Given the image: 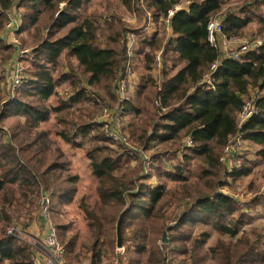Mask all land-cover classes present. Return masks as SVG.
Masks as SVG:
<instances>
[{
    "label": "trees",
    "instance_id": "trees-1",
    "mask_svg": "<svg viewBox=\"0 0 264 264\" xmlns=\"http://www.w3.org/2000/svg\"><path fill=\"white\" fill-rule=\"evenodd\" d=\"M186 1L187 11L178 10L171 17L170 26L175 38L169 42L163 57L167 52L173 53L171 69L176 65L181 67L172 76L163 72L162 67L161 92L155 90L154 82L148 78L149 85L143 83L136 88L137 105L129 101L122 104V108L131 117L128 123L130 140L136 141L139 147L146 149L150 142H155L157 145L169 144L177 151L180 140L187 135L193 146L182 150V161L173 164V170L170 164L163 163L162 156L153 158L159 162L158 177L164 179L155 186L142 184L140 160V166L131 168V157L126 153L125 157L109 155L98 147L87 151L90 174L96 181V196L87 202L85 194L77 198L78 177L69 171V163L65 162L64 152L54 137L67 144L72 140L79 147L80 142L75 140L79 136L87 137L91 124L80 118L78 127L73 126V136L56 130L52 134L51 130L41 128L53 114L65 113L72 118L71 112L67 111L73 102L82 101L84 97L76 76L70 73L56 76L53 73L59 69L63 58H73L87 75V84L101 87L108 93L112 83L126 78L134 67V51L133 58L128 57L125 44L120 46L116 40L112 41L115 48L98 46L96 26L76 15L81 9L79 0H0V30L5 13L16 5L25 10L20 33L33 27L37 32L31 40L35 47L30 72L32 79L20 86L12 102L7 104V100L0 96V121L8 118L24 120L23 125L16 123L11 128L8 140H3V130L0 129V264H34L31 248L7 235V230L15 220L23 219L24 211L26 215L30 214L35 199L42 192L48 193L51 203L54 200L57 206L72 204L77 198V207L89 231L88 243L79 244L76 232L67 236L70 223L56 222L57 236L67 252L69 264H83V261L102 264L106 248L116 237L119 220L122 243L127 247L131 245L138 255L151 252L148 249L150 235L167 231L173 235L171 243L177 245L172 250L175 255L184 257L191 264H201L207 254L197 256V253L206 245L208 232L204 230L192 239L190 232L184 234L182 230L183 225L188 230L202 225L211 228L218 236L229 238L228 243L220 240L217 247L208 250L213 252L211 262L264 264V256L255 257L264 244L261 241L263 232L251 230L239 234L246 225V215L238 202L217 191L220 179L226 173L220 162L221 152L237 134L241 140L258 146V157L264 158V95L253 99V116L241 127L237 124V115L249 87L264 88V45L248 51L238 61L221 60L212 75V87L205 90L200 82L208 66L218 58L217 51L208 44L206 27L220 11L222 3L220 0ZM145 2L155 16L165 18L179 0ZM61 4L66 9L59 12ZM55 14L57 19L51 21L50 29L62 33L61 36L52 37L53 32L48 29L46 36L41 37L39 26L48 21L43 19L51 20ZM249 22L247 16H235L230 12L222 21L224 34L227 37L237 35ZM261 22L264 25V19ZM145 43L155 47L154 50L160 45H156V39L143 40L142 44ZM12 51L13 47L0 38V67L12 59ZM149 63L147 56L148 69ZM64 82L78 91L59 107L42 106L56 95V89ZM110 97L116 106L115 95ZM26 98L32 100L24 101ZM158 98L160 106L155 105ZM176 101L183 103L176 106ZM161 108L168 110L159 115ZM157 117L158 123L154 122ZM92 138L108 143L103 136ZM237 172L232 175L233 179L241 175ZM167 180L172 184L166 183ZM183 200H187V206L178 213L174 226H165L168 211ZM181 238L184 243L188 241L183 248L178 246ZM259 245L260 249H257ZM147 264L155 263L151 260Z\"/></svg>",
    "mask_w": 264,
    "mask_h": 264
},
{
    "label": "rangeland",
    "instance_id": "rangeland-1",
    "mask_svg": "<svg viewBox=\"0 0 264 264\" xmlns=\"http://www.w3.org/2000/svg\"><path fill=\"white\" fill-rule=\"evenodd\" d=\"M222 3L220 11L213 16L212 19L223 21V18L228 13L232 12L235 16L250 18L249 24L243 28L237 35H233L228 37L232 40H235V43H232V47L236 50H241L242 43L244 42H254L261 41L264 45V25L261 22L264 18L260 19L261 16H264V0H220ZM262 1V2H261ZM81 4V9L79 13H76L78 18H85L92 22L97 28V41L98 46L112 47L116 46L112 43L113 40L119 41L120 46L124 43L126 33H129L134 36L135 44L133 47L134 57V79L136 85H131L128 88L129 101H131L135 106L137 105L136 99V87L140 84L146 83L149 85L148 78L154 82L155 90L158 91V87L156 86V81L152 79V62L155 54L168 47L170 44L169 41L172 40L170 36L164 31L163 17L155 16L154 11L152 9L147 8V3L145 0H79ZM188 6V2L186 0H179V3L175 5L176 8L182 7L186 8ZM66 9L64 4L58 6L59 12H62ZM174 10V9H173ZM20 15V27L17 34V38L19 41V49L22 51V57L20 58L21 64L25 70L24 82L32 79L30 76V72L33 69V58H35L34 50L32 43V37L34 34L36 35V27L31 28L28 31H21L22 23H23V15L25 14V10L18 8L16 5L12 7L11 10ZM244 11V13H242ZM68 12H71L68 9ZM58 13V12H57ZM73 14V13H71ZM161 17V18H160ZM5 15L2 19V27L4 25ZM57 19V14L54 15L53 19L44 21L40 29L41 37H45L48 29L51 27V21ZM74 26V25H71ZM0 32L2 31V28ZM21 28V29H20ZM23 30V29H22ZM53 32L54 38H58L62 33H59L57 30L50 29ZM152 32V33H151ZM154 34V35H153ZM152 41V39H156V45H159L155 50L151 48L147 43L142 44L143 40ZM169 48V47H168ZM249 48L246 47L244 52L241 54L247 53ZM147 56L150 60L149 69L147 67ZM174 58L173 53L167 52V56L163 58V72L172 76L181 66L176 65L173 69L172 60ZM3 66L0 67V93L3 100H8L7 104L12 102L13 99H7L2 94V85L5 82L4 78ZM60 73L65 74H73L78 78L79 88H81L84 92V97L82 101L73 102V106L70 107V110L67 112H71L73 117L69 118L65 115V113L52 115V119L43 124L41 128H46L51 130L52 134L56 131L67 132L69 136H73V132L75 128L74 125L78 127L77 122L82 118L84 121H87V124H91V129L87 135V137L83 138L79 136L75 142H80V146L77 147L72 143L67 144L63 140L58 137H54V140L58 143L61 150L65 155V162L69 163V171L72 175H76L78 177L77 188H78V196L81 194H85L88 198L89 202L93 198H95V179L91 176L89 170V162L86 158V152L92 150L93 148H103L107 154H113L114 156L120 155L125 157L124 154L126 150H122V147L112 144L108 141H96L92 137L104 136L102 127L97 123V118L100 117L101 111L103 108H122L119 106V101H117V105L110 100V96L114 94V88L116 82L114 81L111 86V90L105 92L101 87L92 85L89 86L87 84V75H85L82 70L78 67L77 63L73 58H63L60 62V67L53 74L58 75ZM3 75V76H2ZM157 79H160L161 82L163 80L162 72L155 75ZM161 76V77H160ZM201 85V84H200ZM202 86V85H201ZM157 88V89H156ZM78 88L71 86L68 82L62 83L56 89V95L44 102L42 106L52 108L59 107L62 103L68 102L69 98L72 97ZM155 91V92H156ZM191 91V90H189ZM252 95L262 96L264 95V88L262 90L256 88L249 87L248 94L245 96V100L250 99ZM116 97V95H115ZM117 99V98H116ZM30 102L32 99H24ZM178 105H181L183 101H176ZM37 105V104H35ZM156 106H160V102ZM168 109L161 108L158 113L159 115L164 114ZM88 116V118H87ZM89 119V120H88ZM131 117L125 112L122 111V119L121 122L123 124V129L128 131V123ZM159 117L155 119L154 122L158 123ZM24 124V120L21 119H13L8 118L0 121V129L3 130V140H8L11 137V128L16 124ZM188 136V135H187ZM185 136L180 140L179 148L176 150V147H172L169 144L167 145H157L155 142H150L146 149L139 147L138 143L134 140H130V145L135 148H139L141 150H146V155L152 159L153 164V173L149 176L143 175L141 182L142 184L155 185L159 182L164 181V179L158 177L156 171L159 166V162L153 160V158L163 157V163H168L171 165L173 170V164H176L180 161L178 156L183 155V153L178 154L181 151L182 144L186 139ZM106 139V138H105ZM260 148L258 146L249 144L246 141H241L239 144V149L237 151V160L240 162L241 170L237 173L241 174L237 176L235 179L231 178H221L220 183L218 185V192L222 195L228 196L232 198L234 201L238 202L240 205V210L246 215L244 217V221L246 225L241 229L240 233H249L251 230L263 232L262 235V243L264 242V158L258 157ZM175 153V159L173 160V155ZM129 155V154H128ZM127 156V153H126ZM167 156H170L169 159H165ZM222 157V152H221ZM182 161V158H181ZM221 162V158H220ZM222 163V162H221ZM223 164V163H222ZM129 165L131 168L140 166V162L138 159H130ZM224 166V165H223ZM142 168V166H141ZM169 169V167H166ZM142 170V169H141ZM143 172V171H142ZM150 179L147 180V179ZM155 177V178H154ZM154 178V179H152ZM140 182V183H141ZM169 185L172 184L171 181H166ZM225 189V193L221 192V189ZM43 193V192H42ZM41 193V194H42ZM40 194V195H41ZM40 195L35 199L34 206H32L30 210V214L26 215L25 211L22 213V218L19 220H15L11 226L18 225L23 228L24 224H27L33 215L36 214L37 211V201ZM77 198L72 204H68L65 206H57L56 202L52 200L51 203V219L54 223L58 222L59 224H68L70 223V231L67 232V236L72 235L73 232L78 234L79 244L88 243V229L86 223L83 219V215L80 213L77 207ZM187 200H183L179 203V205L172 207L168 211L167 220L164 222L165 226L172 227L174 226V220L178 217V213L183 209L184 206H187ZM255 206H257L255 208ZM248 222V223H247ZM118 223V222H117ZM10 226V227H11ZM9 227V228H10ZM8 228V229H9ZM183 233L188 234L191 233L192 239L197 237L202 231L206 230L209 234V238L207 240L204 248L197 253V256H200L201 253H206L205 259H203V263L201 264H215L211 262L212 251H208L213 246H218V242L221 240L224 243L229 242V238L224 236H218L216 232L212 231L211 228L203 227L202 225L193 226L191 230H188L185 225H183ZM165 233L166 243H162V235ZM116 235V234H115ZM173 235L167 231L155 233L154 235H150L148 238V249L151 252H144L140 255L135 253V250L131 245L127 247L122 243V248L117 250L116 248V237L113 239V244L106 248L105 257L102 260V264H147V261L153 260L155 264L161 262V264H191V261H187L184 257H179L175 255L172 250L176 248L177 245L171 243V238ZM31 237V236H30ZM32 238V237H31ZM34 239V238H32ZM234 240V239H233ZM253 240V239H252ZM188 243V241H183V238L178 242V246H184V244ZM192 244V242H191ZM124 245V246H123ZM257 249H260L257 247ZM77 251V248H76ZM68 256V255H67ZM90 255H88L89 257ZM264 256V244L261 246V252L255 255L256 258H261ZM87 261H83V264H87ZM66 264H69V260L67 258Z\"/></svg>",
    "mask_w": 264,
    "mask_h": 264
},
{
    "label": "built area",
    "instance_id": "built-area-1",
    "mask_svg": "<svg viewBox=\"0 0 264 264\" xmlns=\"http://www.w3.org/2000/svg\"><path fill=\"white\" fill-rule=\"evenodd\" d=\"M176 9L168 12L167 16L164 18V31L171 35L170 30V20ZM3 29L1 31V39L7 44L11 45L16 51L12 59L3 64L4 78L5 82L2 85V94L7 99H13L20 86L24 82L25 70L21 64L20 58L22 57V51L19 49V41L17 34L20 27V15L13 11H7L5 13ZM207 30V41L210 47L215 49L218 53V58L208 66L206 73L204 74L200 83L204 84L205 88L210 89L211 78L214 72L217 70L221 60L230 59L238 61L245 54L244 49L248 47V51L259 49L263 46L261 41L254 42H244L242 43L241 50H236L232 47V42L224 34L223 24L219 20L211 19L206 27ZM127 49L130 51L133 45V36L127 35L126 37ZM163 59V49L158 51L152 62V72L153 74H158L162 68ZM2 75V76H3ZM133 74L129 75V78H123L117 81L115 85L114 94L117 97L119 103H124L129 100L128 88L130 86V80L133 79ZM160 91V88L158 89ZM252 97L248 100H243V105L237 115L238 127H241L248 119H250L254 112L255 107L253 104ZM8 101V100H7ZM157 101L156 103H158ZM122 111L121 109H110L103 108L100 117L97 118V123L101 125L105 138L112 144H116L122 147V150H126V153L132 159L140 160L143 168V175L149 176L153 172L152 159L146 155V150H141L130 145V137L127 132L123 129L121 124ZM240 134H237L234 138L230 140L228 145L222 151L221 162L225 166L226 177L237 169H240V162L237 160V151L239 149V144L241 142ZM193 146V141L190 136H187L182 144V150L191 148ZM264 191V189H263ZM222 193H225V189H221ZM51 198L48 193H42L37 201V211L39 218L42 223V234L40 239L27 235L20 226H11L7 230V235L12 236L19 241L23 242L25 245L29 246L32 252L40 251L43 254L41 259H33L34 264H66V251L61 245L54 224L51 221ZM119 250V249H117Z\"/></svg>",
    "mask_w": 264,
    "mask_h": 264
},
{
    "label": "crops",
    "instance_id": "crops-1",
    "mask_svg": "<svg viewBox=\"0 0 264 264\" xmlns=\"http://www.w3.org/2000/svg\"><path fill=\"white\" fill-rule=\"evenodd\" d=\"M187 8H188V6L186 7V8H182V7H179V8H176L175 6L173 7V9H176L175 10V12L176 11H178V10H185V11H187ZM161 18V17H160ZM163 20H164V17H163ZM164 24V23H163ZM170 30H171V35H169L170 36V38L173 40L174 38H175V36H174V34L172 33V29H171V26H170ZM152 33V32H151ZM127 35H131V34H129V33H126V36L124 37L125 38V40H124V44H125V46H126V49H127V44H126V37H127ZM154 35V34H153ZM226 35V34H225ZM133 36V35H132ZM0 38H1V32H0ZM142 40H146V39H142ZM172 40H170V41H172ZM135 38H134V36H133V45H132V47H131V49H130V51H128V49H127V53H128V57H132L133 58V55H132V52H133V47H134V44H135ZM169 41V42H170ZM4 43H6L5 41H3ZM7 44V43H6ZM13 57H14V55H15V53H16V51L13 49ZM163 57H164V49H163ZM162 61H163V59H162ZM163 63V62H162ZM133 65H134V67H135V63H134V61H133ZM133 67V66H132ZM134 67L133 68H131V70H129L128 71V76L126 77L127 79L129 78V75L130 74H133V79H134ZM162 69V68H161ZM161 72V70L158 72V73H160ZM156 74H153V72H152V79H154L155 81H156V86L158 87V89L159 88H161V86H160V84H161V80L160 79H157V77L155 76ZM161 77V76H160ZM132 79V80H133ZM132 80H130V86L129 87H131V85H133L134 84V86L136 85V83H135V81H133L132 82ZM117 83V82H116ZM116 85V84H115ZM137 88V87H136ZM205 88V87H204ZM115 89V88H114ZM205 90H208L207 88H205ZM134 91H136V90H134ZM160 92H161V90H160ZM257 95H252L251 97H250V99L252 98V97H256ZM117 98V97H116ZM244 99H245V96L243 97ZM157 101H159V98H158V100ZM156 101V102H157ZM126 102H129V100L128 101H126ZM126 102H124V103H126ZM155 102V103H156ZM124 103H118L119 104V106H121L122 104H124ZM157 104V103H156ZM110 109H112V110H114V109H121V111H123V108H118V107H114V108H110ZM121 119H122V117H121ZM121 124H122V122H121ZM122 127H123V124H122ZM243 141V140H242ZM223 151V150H222ZM182 153V152H181ZM178 154H179V152H178ZM179 157V159H180V161H181V156H178ZM225 167V166H224ZM168 169V168H167ZM169 170V169H168ZM239 170H241V168L240 169H237V170H235L234 172H236V171H239ZM225 172H226V170H225ZM234 172H232L231 174H229V176L228 177H226V173L224 174V176L222 177V178H224V177H226V178H231V179H233L232 178V175L234 174ZM153 173V172H152ZM151 173V174H152ZM150 174V175H151ZM155 178V177H154ZM154 178H152V179H154ZM150 179H151V177L149 178V179H147V180H149L150 181ZM156 185V184H155ZM155 185H153V186H155ZM152 186V185H151ZM263 191V189L261 190V192ZM257 206H255V208H256ZM264 207V206H263ZM79 210V209H78ZM50 213H51V209H50ZM81 213V212H80ZM51 217V216H50ZM51 221H52V219H51ZM52 223L54 224V227H55V230H56V223H54L53 221H52ZM86 223V222H85ZM22 228V227H21ZM22 230L27 234V235H29V236H32V237H35V238H38V239H40V236H41V234H42V223H41V219L39 218V215H38V213H36L35 215H33V218H31V220L27 223V224H24V226H23V228H22ZM56 233H57V230H56ZM65 249V248H64ZM66 251V250H65ZM40 251H36V252H34L33 253V259H41V258H43V254H41V253H39ZM34 261V260H33ZM66 261H67V252H66Z\"/></svg>",
    "mask_w": 264,
    "mask_h": 264
},
{
    "label": "water",
    "instance_id": "water-1",
    "mask_svg": "<svg viewBox=\"0 0 264 264\" xmlns=\"http://www.w3.org/2000/svg\"><path fill=\"white\" fill-rule=\"evenodd\" d=\"M162 243H166L165 233L162 235ZM116 248H122V239H121V231H120V220L116 225Z\"/></svg>",
    "mask_w": 264,
    "mask_h": 264
}]
</instances>
